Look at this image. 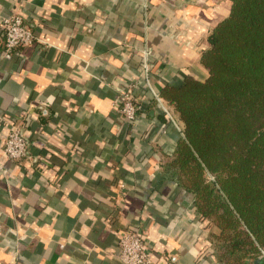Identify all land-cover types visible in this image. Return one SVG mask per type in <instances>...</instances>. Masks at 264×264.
<instances>
[{
	"label": "crops",
	"instance_id": "crops-1",
	"mask_svg": "<svg viewBox=\"0 0 264 264\" xmlns=\"http://www.w3.org/2000/svg\"><path fill=\"white\" fill-rule=\"evenodd\" d=\"M230 8L231 0H0V14L20 11L39 39L10 58L0 48V264H125V228L142 234L152 264H219L192 193L164 178L163 152L182 129L153 90L207 75L202 52ZM136 79L145 106L132 123L114 98ZM9 120L29 139L19 161L4 151Z\"/></svg>",
	"mask_w": 264,
	"mask_h": 264
},
{
	"label": "trees",
	"instance_id": "trees-1",
	"mask_svg": "<svg viewBox=\"0 0 264 264\" xmlns=\"http://www.w3.org/2000/svg\"><path fill=\"white\" fill-rule=\"evenodd\" d=\"M208 42L207 75L160 90L183 126L163 152L164 178L218 228L209 241L222 264H253L264 254V0H231Z\"/></svg>",
	"mask_w": 264,
	"mask_h": 264
},
{
	"label": "built area",
	"instance_id": "built-area-1",
	"mask_svg": "<svg viewBox=\"0 0 264 264\" xmlns=\"http://www.w3.org/2000/svg\"><path fill=\"white\" fill-rule=\"evenodd\" d=\"M0 24L3 30V57H12L14 50L26 45H32L39 41L35 32L30 28L23 15L18 10H14L7 15L0 14ZM148 52L145 51L144 61H142L141 72L148 79L150 75L151 63L148 60ZM140 80H132L114 98L117 109L126 120L135 123L141 114L145 104L144 101L134 93ZM154 96L161 104L166 117L179 129L174 112L163 103L159 91H155ZM4 151L9 159L22 160L29 153V141L20 125L9 120L8 133L4 141ZM119 256L125 264H152V252L144 240L142 234L134 229L125 228L118 231Z\"/></svg>",
	"mask_w": 264,
	"mask_h": 264
},
{
	"label": "rangeland",
	"instance_id": "rangeland-1",
	"mask_svg": "<svg viewBox=\"0 0 264 264\" xmlns=\"http://www.w3.org/2000/svg\"><path fill=\"white\" fill-rule=\"evenodd\" d=\"M167 106V105H166ZM168 107V106H167ZM170 110H171V112H174V114H175V116H176V119H177V122H178V124H179V126L180 125H182V123L178 120V118H177V114H176V112L174 111V108H173V106L172 105H170V107H168ZM181 127V126H180ZM181 129H183V126H182V128ZM209 227H210V233L208 234V235H210L212 232H214V231H217L218 230V228L215 226V225H213L212 223H210L209 222ZM264 253V252H263ZM260 256H264V254H262V255H260ZM259 257V256H258ZM219 264H222V262L221 261H219Z\"/></svg>",
	"mask_w": 264,
	"mask_h": 264
}]
</instances>
